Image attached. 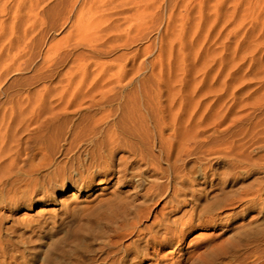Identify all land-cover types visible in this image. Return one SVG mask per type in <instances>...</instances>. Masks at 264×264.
Segmentation results:
<instances>
[{"label": "rangeland", "instance_id": "obj_1", "mask_svg": "<svg viewBox=\"0 0 264 264\" xmlns=\"http://www.w3.org/2000/svg\"><path fill=\"white\" fill-rule=\"evenodd\" d=\"M132 215L186 230L181 264H264V0H0V264ZM142 233L117 264H154Z\"/></svg>", "mask_w": 264, "mask_h": 264}, {"label": "bare ground", "instance_id": "obj_2", "mask_svg": "<svg viewBox=\"0 0 264 264\" xmlns=\"http://www.w3.org/2000/svg\"><path fill=\"white\" fill-rule=\"evenodd\" d=\"M84 26H88L84 25ZM20 103V102H19ZM14 111V110H13ZM20 155V154H19ZM16 163L15 158H10L9 166H13ZM176 197L178 196L177 191L175 192ZM174 208V212L177 211L180 208V203H176L172 206ZM128 218V217H127ZM122 219H126V215L122 216ZM131 219L136 221L135 227L132 231L125 233V234H119L114 235L113 233L110 234L109 239H105L103 237L100 242H98L97 249L93 248L92 244H90L87 249L81 247L78 248L80 252H78L77 256V264H86L89 262L90 264H117L118 262V255L124 254V257L128 256L132 251L129 249L128 246H125L123 243V239L126 237H131L133 234L144 231V234L148 237L146 240L147 243V253L143 254V252H140L138 250H135V253L137 257L142 258L141 261L147 260L149 262H154V264H181L182 263V257L175 259V257L172 255L170 256L167 254V249H176L180 251H183L185 248L186 239L184 238L186 234V230H183V228L179 229L177 227V224L175 222H171L169 219L161 218L156 219L155 222H153L150 226L145 227L144 229L138 230L139 226H142V219L143 216L140 215H132ZM158 223V229L159 230H153L155 227V224ZM163 232H161V231ZM83 230L79 229L77 231L76 236L77 238V246L80 244L78 239L80 237H83ZM89 242L91 241L94 243L96 239L94 237H90ZM200 241L196 240L192 242L195 244V246H199L197 243ZM80 246V245H79ZM132 246V244L130 245ZM2 247H4V244L0 240V256L2 254L5 255V253L2 251ZM57 249V246H53V249ZM54 249V250H55ZM99 252L100 255L96 259L89 258V255H87V252ZM228 253V247L226 245L216 246L211 250L210 253L202 257L196 264H213L215 260L218 258L224 257ZM143 254V255H142ZM103 255V256H102ZM170 262V263H169Z\"/></svg>", "mask_w": 264, "mask_h": 264}]
</instances>
